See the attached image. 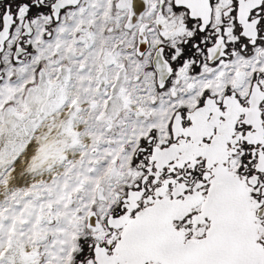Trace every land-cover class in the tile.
<instances>
[{
	"label": "snow or ice",
	"instance_id": "1",
	"mask_svg": "<svg viewBox=\"0 0 264 264\" xmlns=\"http://www.w3.org/2000/svg\"><path fill=\"white\" fill-rule=\"evenodd\" d=\"M6 129L0 264H264V0H0Z\"/></svg>",
	"mask_w": 264,
	"mask_h": 264
},
{
	"label": "bare ground",
	"instance_id": "2",
	"mask_svg": "<svg viewBox=\"0 0 264 264\" xmlns=\"http://www.w3.org/2000/svg\"><path fill=\"white\" fill-rule=\"evenodd\" d=\"M38 135L43 137V136H47L48 133L42 129L41 132ZM9 136H10V133L6 129L5 132H4V135L2 137H0V143H3L5 140H7L9 138ZM48 138H49V142H52V141H55L56 139H58V136L55 133H53Z\"/></svg>",
	"mask_w": 264,
	"mask_h": 264
},
{
	"label": "rangeland",
	"instance_id": "3",
	"mask_svg": "<svg viewBox=\"0 0 264 264\" xmlns=\"http://www.w3.org/2000/svg\"><path fill=\"white\" fill-rule=\"evenodd\" d=\"M49 139V138H48Z\"/></svg>",
	"mask_w": 264,
	"mask_h": 264
}]
</instances>
